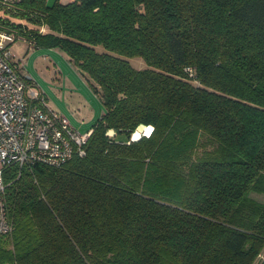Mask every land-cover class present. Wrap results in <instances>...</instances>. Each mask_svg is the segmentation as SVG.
<instances>
[{
	"label": "trees",
	"instance_id": "1",
	"mask_svg": "<svg viewBox=\"0 0 264 264\" xmlns=\"http://www.w3.org/2000/svg\"><path fill=\"white\" fill-rule=\"evenodd\" d=\"M0 28L105 108L84 156L6 169L0 264H264V0H20Z\"/></svg>",
	"mask_w": 264,
	"mask_h": 264
},
{
	"label": "built area",
	"instance_id": "2",
	"mask_svg": "<svg viewBox=\"0 0 264 264\" xmlns=\"http://www.w3.org/2000/svg\"><path fill=\"white\" fill-rule=\"evenodd\" d=\"M19 1L0 0V7L14 10ZM18 38L22 37L0 28V233L11 230L3 198L6 169L14 166L18 175L33 163L59 167L74 156L85 155L92 132L80 131L65 115L46 106L10 49Z\"/></svg>",
	"mask_w": 264,
	"mask_h": 264
},
{
	"label": "rangeland",
	"instance_id": "3",
	"mask_svg": "<svg viewBox=\"0 0 264 264\" xmlns=\"http://www.w3.org/2000/svg\"><path fill=\"white\" fill-rule=\"evenodd\" d=\"M54 1L56 0H46L49 4ZM9 46L19 63L21 72L35 82L46 106L65 115L80 131L91 127L104 113L103 102L94 91L91 81L63 50L36 46L22 38H18ZM96 48L102 49L101 46ZM128 61L134 68L145 67L141 57L132 56ZM249 196L264 201L262 193L251 191Z\"/></svg>",
	"mask_w": 264,
	"mask_h": 264
},
{
	"label": "water",
	"instance_id": "4",
	"mask_svg": "<svg viewBox=\"0 0 264 264\" xmlns=\"http://www.w3.org/2000/svg\"><path fill=\"white\" fill-rule=\"evenodd\" d=\"M140 127H141V128L144 127V129L141 131V134H139L138 137H135L134 134L132 133V135H131V139H132V140H135V139L139 138L141 135H147V134H148V133H147V130L149 129V125H142V124H141V125L138 126L137 129H139ZM141 128H140V129H141ZM146 129H147V130H146Z\"/></svg>",
	"mask_w": 264,
	"mask_h": 264
},
{
	"label": "bare ground",
	"instance_id": "5",
	"mask_svg": "<svg viewBox=\"0 0 264 264\" xmlns=\"http://www.w3.org/2000/svg\"><path fill=\"white\" fill-rule=\"evenodd\" d=\"M141 128V127H140ZM137 129L133 134H134V136L135 137H138L139 136V134H141V131L144 129V127H142L141 129ZM147 130V129H146Z\"/></svg>",
	"mask_w": 264,
	"mask_h": 264
},
{
	"label": "clouds",
	"instance_id": "6",
	"mask_svg": "<svg viewBox=\"0 0 264 264\" xmlns=\"http://www.w3.org/2000/svg\"><path fill=\"white\" fill-rule=\"evenodd\" d=\"M149 129H150L151 131H153L152 126H150V125H149ZM108 134H109V135H112L111 132H109ZM148 134H149V133H148ZM148 134H147V135H148Z\"/></svg>",
	"mask_w": 264,
	"mask_h": 264
},
{
	"label": "crops",
	"instance_id": "7",
	"mask_svg": "<svg viewBox=\"0 0 264 264\" xmlns=\"http://www.w3.org/2000/svg\"><path fill=\"white\" fill-rule=\"evenodd\" d=\"M69 120H70V119H69ZM70 122H71V121H70ZM71 124H72V122H71ZM72 125H73V124H72ZM73 126H74V125H73ZM74 127H75V126H74ZM75 128H76V127H75ZM89 128H90V127H89ZM89 128H87L86 130H88ZM77 129H78V128H77ZM79 130H80V129H79ZM86 130H85V131H86Z\"/></svg>",
	"mask_w": 264,
	"mask_h": 264
},
{
	"label": "snow or ice",
	"instance_id": "8",
	"mask_svg": "<svg viewBox=\"0 0 264 264\" xmlns=\"http://www.w3.org/2000/svg\"><path fill=\"white\" fill-rule=\"evenodd\" d=\"M150 132H151V130H150V129H148V130H147V133H150Z\"/></svg>",
	"mask_w": 264,
	"mask_h": 264
}]
</instances>
